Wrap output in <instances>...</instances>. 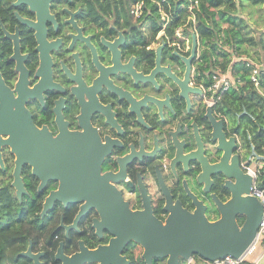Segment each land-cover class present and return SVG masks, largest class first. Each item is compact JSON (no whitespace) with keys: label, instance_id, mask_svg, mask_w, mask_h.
<instances>
[{"label":"flooded vegetation","instance_id":"obj_1","mask_svg":"<svg viewBox=\"0 0 264 264\" xmlns=\"http://www.w3.org/2000/svg\"><path fill=\"white\" fill-rule=\"evenodd\" d=\"M172 13L166 0H0V264H167L144 255L154 219L215 221L229 173L252 184L195 14ZM42 133L56 152L17 166L12 140L39 147Z\"/></svg>","mask_w":264,"mask_h":264},{"label":"trees","instance_id":"obj_2","mask_svg":"<svg viewBox=\"0 0 264 264\" xmlns=\"http://www.w3.org/2000/svg\"><path fill=\"white\" fill-rule=\"evenodd\" d=\"M166 1L177 24L195 14V20H189L188 24H194L196 33L205 41L201 51L206 63L203 70L210 68V63L212 68H226L231 56H235L231 67L235 84L223 92L217 108L230 117L231 130L246 149V157L263 160L258 168L257 184L264 186V75L259 85H254L249 78L251 66L247 65L251 61L264 66V30L256 35L252 22L243 13L247 9L251 16L253 7L261 6L264 0H196V5H193L195 0Z\"/></svg>","mask_w":264,"mask_h":264},{"label":"water","instance_id":"obj_3","mask_svg":"<svg viewBox=\"0 0 264 264\" xmlns=\"http://www.w3.org/2000/svg\"><path fill=\"white\" fill-rule=\"evenodd\" d=\"M0 129H5L2 123ZM42 137L47 144L43 141L39 147L32 144L23 146L15 138L12 140L18 157L17 166L23 158L35 157L39 160L41 155L50 157L48 149L56 152V148L51 147L54 141L43 133ZM52 172L48 170V173ZM229 174L235 177V183L231 184L233 197L226 203L218 201L220 217L215 221L207 220L201 213L187 211L171 214L164 226L153 220L154 227L149 229L154 234L150 240L144 241L147 261L150 254L162 256L169 253L167 264H177L178 254L183 258L197 255L205 260H214L225 256L238 257L246 250L256 235L263 205L251 195L249 175H241L236 169ZM236 213L245 215L241 225L236 221Z\"/></svg>","mask_w":264,"mask_h":264},{"label":"built area","instance_id":"obj_4","mask_svg":"<svg viewBox=\"0 0 264 264\" xmlns=\"http://www.w3.org/2000/svg\"><path fill=\"white\" fill-rule=\"evenodd\" d=\"M233 60H235V56H231V60L227 64L226 68H222L220 66L213 70L210 87L218 92H222L235 84L231 71ZM247 65L251 66L249 74L251 82L258 86L261 75H264V66L251 61H248ZM251 160L252 163L250 165H246L247 171L253 178L251 184V195H254L263 205V213L253 241L238 257L225 256L214 260H205L202 258L196 259L195 255H191L188 258H185V264H243L244 262L260 264L259 260L264 257V186L260 187L257 184V170L263 164V160H254L253 158ZM254 164L256 165L257 170L256 167H254Z\"/></svg>","mask_w":264,"mask_h":264},{"label":"rangeland","instance_id":"obj_5","mask_svg":"<svg viewBox=\"0 0 264 264\" xmlns=\"http://www.w3.org/2000/svg\"><path fill=\"white\" fill-rule=\"evenodd\" d=\"M251 11H252L251 16L248 13L247 9L244 10L243 13L245 14L247 21L252 22L254 29H255L254 33L257 35L260 32H262V30H264V4H262L261 6L255 5ZM259 263L264 264V257H262L259 260Z\"/></svg>","mask_w":264,"mask_h":264}]
</instances>
